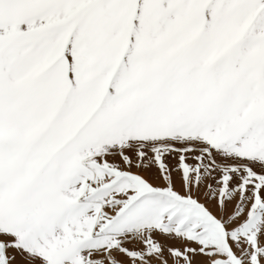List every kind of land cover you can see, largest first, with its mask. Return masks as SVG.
I'll use <instances>...</instances> for the list:
<instances>
[{"label": "snow or ice", "instance_id": "snow-or-ice-1", "mask_svg": "<svg viewBox=\"0 0 264 264\" xmlns=\"http://www.w3.org/2000/svg\"><path fill=\"white\" fill-rule=\"evenodd\" d=\"M0 264H264V0H0Z\"/></svg>", "mask_w": 264, "mask_h": 264}]
</instances>
